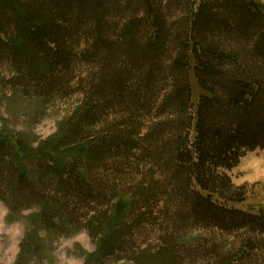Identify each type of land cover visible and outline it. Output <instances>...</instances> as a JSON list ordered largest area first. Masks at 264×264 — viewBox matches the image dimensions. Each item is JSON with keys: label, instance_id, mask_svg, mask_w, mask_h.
Here are the masks:
<instances>
[{"label": "trees", "instance_id": "16d2710c", "mask_svg": "<svg viewBox=\"0 0 264 264\" xmlns=\"http://www.w3.org/2000/svg\"><path fill=\"white\" fill-rule=\"evenodd\" d=\"M167 9L181 11L170 24ZM0 60L27 94L47 96L66 95L83 60L98 67L85 80L84 108L56 139L32 147L0 134V199L39 207L45 227L57 217L75 223L112 189L95 188L96 168L139 152L151 165L139 194L88 224L101 239L95 264L116 252L135 264H175L173 240L157 251L134 247L133 230L158 208L176 231L190 223L244 230L243 252L256 247L251 236L264 234V209L235 207L249 185L228 171L264 147V0H0ZM86 135L96 137L84 145ZM12 204L16 220L22 208ZM116 215L120 224L105 232Z\"/></svg>", "mask_w": 264, "mask_h": 264}, {"label": "rangeland", "instance_id": "374dc122", "mask_svg": "<svg viewBox=\"0 0 264 264\" xmlns=\"http://www.w3.org/2000/svg\"><path fill=\"white\" fill-rule=\"evenodd\" d=\"M175 9L171 15L170 9L165 11V15L173 16L168 19L169 24L175 17H179L181 12ZM73 70L66 95L54 92L47 96L39 91H30L27 94L24 82L19 85L15 83L13 75L16 70L7 61L0 60V134L12 136L15 140L37 147L40 143L52 141L64 133L67 125L71 126V118L80 108H84L87 102L85 80L98 71V67L83 60ZM151 116L146 118L143 133L151 122ZM163 118L161 116L159 119ZM110 120H115L113 112L109 115ZM105 124L100 122L97 128L102 129ZM94 137L96 135H86L81 143L87 145ZM140 155L139 152L136 156L133 154L129 161L119 157L117 163H114L115 166L96 168L92 174V179L94 176L97 182L95 188L99 190L103 187L98 184H108L112 189L108 191L107 198L95 200L81 209L79 220L75 223L57 217L56 227L49 226L50 221L45 227L38 219L39 207L23 209L27 207L25 203H10L22 208L21 215L15 217L16 220H11L9 198L1 196L0 264H95L94 257L101 239L90 235L88 224L95 215L104 212L105 208H111V214L116 212L118 202L129 200L130 193L131 196L135 192L139 194V184L150 172L151 167L149 159H139ZM228 172L235 184L249 185L247 200L236 204L235 207L253 211L264 209V147L248 151L240 163ZM149 179L150 177L145 181ZM164 205L161 202V209ZM137 208L134 206V212ZM117 216L107 224L105 232H110L116 226L119 222ZM133 218L129 215L128 222L132 223ZM149 218L141 221L140 231L133 230L137 252L149 247L157 251L158 248L166 247L165 240H173L176 251L175 264H264V234L251 236L256 247L244 253L250 237L244 230L223 231L217 227L190 223L176 231L173 225L166 224L165 216L159 215V208L155 209L154 217ZM119 256L125 258L122 260ZM132 257L127 253L120 255L116 252L97 264H135Z\"/></svg>", "mask_w": 264, "mask_h": 264}]
</instances>
